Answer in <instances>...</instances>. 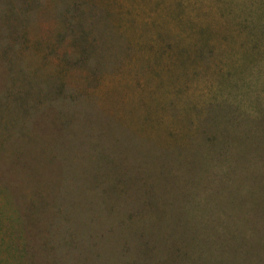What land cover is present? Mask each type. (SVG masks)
Returning <instances> with one entry per match:
<instances>
[{"label":"rangeland","instance_id":"1","mask_svg":"<svg viewBox=\"0 0 264 264\" xmlns=\"http://www.w3.org/2000/svg\"><path fill=\"white\" fill-rule=\"evenodd\" d=\"M0 264H264V0H0Z\"/></svg>","mask_w":264,"mask_h":264}]
</instances>
